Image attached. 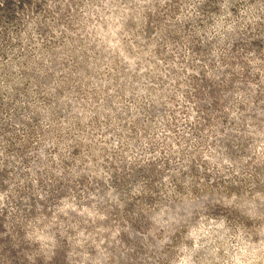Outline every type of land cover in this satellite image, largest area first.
<instances>
[{
    "label": "rangeland",
    "instance_id": "374dc122",
    "mask_svg": "<svg viewBox=\"0 0 264 264\" xmlns=\"http://www.w3.org/2000/svg\"><path fill=\"white\" fill-rule=\"evenodd\" d=\"M0 264H264V0H0Z\"/></svg>",
    "mask_w": 264,
    "mask_h": 264
}]
</instances>
